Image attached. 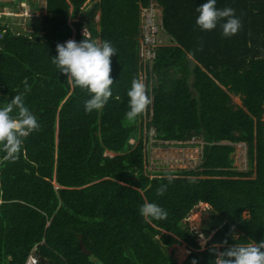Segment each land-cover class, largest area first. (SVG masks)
Masks as SVG:
<instances>
[{"label":"trees","instance_id":"obj_1","mask_svg":"<svg viewBox=\"0 0 264 264\" xmlns=\"http://www.w3.org/2000/svg\"><path fill=\"white\" fill-rule=\"evenodd\" d=\"M154 1L170 43L158 47L156 78L148 77L154 103L145 122L144 113L133 122L126 116L127 92L139 79L140 2L151 0H46L45 33L8 29L0 38V105L23 92L26 80L25 103L41 125L16 162L0 163V264H26L34 248L38 264H177L169 253L175 244L190 249L182 264H212L214 244L264 239V0H217L241 19L230 37L219 25L196 26L195 9L206 0ZM83 29L118 50L113 95L91 113L89 94L51 63L56 45L81 41ZM189 55L197 61L199 97L188 84ZM151 128L157 141L201 138L200 164L150 177ZM238 143L247 147L245 170L234 166ZM161 184L168 188L158 196ZM146 202L162 206L167 218L142 217ZM201 202L209 205L204 248L186 220Z\"/></svg>","mask_w":264,"mask_h":264},{"label":"clouds","instance_id":"obj_2","mask_svg":"<svg viewBox=\"0 0 264 264\" xmlns=\"http://www.w3.org/2000/svg\"><path fill=\"white\" fill-rule=\"evenodd\" d=\"M217 0H206L195 11L198 13L195 23L204 31L214 30L218 25L222 29L224 37H230L239 32L242 22L235 15V9L231 6L217 8ZM243 15V14H241ZM84 39L77 42L69 39L56 45L57 55L53 56L51 63L67 76V80L73 87H79L86 91L90 99L85 101V111L101 110L113 93L111 86L114 80L111 76V57L117 54V48L111 41H98L86 32ZM200 43L197 50H202ZM24 91L14 95L10 102L0 105V163L16 162L22 152L27 137L41 130L36 115L26 105L25 96L31 91V86L25 80ZM148 86L144 81L134 78L127 92L129 110L126 113L132 120L142 115L151 104L148 94ZM172 178H168V183ZM168 185L161 184L156 189L158 196L167 191ZM139 213L145 219L164 220L168 216L167 210L154 202H146L139 208ZM202 235V234H201ZM227 239L214 244L209 251L214 253L212 264H264V239L258 243L252 241L247 244L228 245ZM221 247L224 250L221 251ZM37 258V257H36ZM191 264H197L195 259Z\"/></svg>","mask_w":264,"mask_h":264},{"label":"rangeland","instance_id":"obj_3","mask_svg":"<svg viewBox=\"0 0 264 264\" xmlns=\"http://www.w3.org/2000/svg\"><path fill=\"white\" fill-rule=\"evenodd\" d=\"M19 1L20 0H14V3L19 4ZM11 14L16 15L17 13L13 12ZM160 37L163 45L166 44L167 43L166 39L163 38V36ZM153 78H156V76L154 75ZM140 79L144 81L145 84L148 86V81L146 80V77L144 76L143 72H141ZM234 101L236 103H241L240 99L237 96L234 97ZM133 121L134 119L130 120V122ZM154 136H155L154 130L149 132L148 137H146V133H145V140L148 138V141L145 143V147L146 149L149 150V154L147 157V166L149 171L175 170L178 168H185V167L194 168L198 166V164L200 163V159L202 156L201 146L196 147V149H185V152L189 154L187 159L186 158L187 155L185 153H181L180 150H176L175 146L166 145V147L165 146L162 147V146L154 145L158 143V141L154 138ZM134 141H135L134 139L131 140L132 143ZM235 146H236V150L233 153L234 166H236L239 170H245L246 168H248L247 147L244 143H238ZM107 153H111V152L108 151ZM151 175L152 174H150V176ZM208 208L209 206L206 203L199 204L190 212L188 218L186 219L187 222L190 224L191 229L199 233L197 240L202 248L206 246L207 241L209 240L208 237H206L204 234L201 233L203 218H206L208 216ZM169 253L172 256L173 262H176L177 264H182L183 261L186 259L187 255L190 253V249L187 248L185 244L183 245L175 244L169 249Z\"/></svg>","mask_w":264,"mask_h":264},{"label":"crops","instance_id":"obj_4","mask_svg":"<svg viewBox=\"0 0 264 264\" xmlns=\"http://www.w3.org/2000/svg\"><path fill=\"white\" fill-rule=\"evenodd\" d=\"M95 1L96 0H88L86 5L87 4L91 5ZM143 6L144 5L140 2V18H141V12H142V7ZM159 8L161 10V7H159ZM7 12H10V13H7ZM13 12L17 13V14L16 15L11 14ZM46 14H47L46 0H20L19 4L18 3H14V0H0V15H4L5 16V18L3 20H0V38H2V35L4 34V32L7 31L8 29L12 30V32L16 33V34H19V33H22V32H24V33L25 32H33V34L35 32H38V34L45 33V29H42V28H39V27H42L43 16L46 15ZM70 21H73V20L70 19ZM160 26H161V15H160ZM139 27H140V24H139ZM1 28H3V30ZM85 30H86L87 33H89L87 29H83V33H84ZM161 31H162V29L160 30V36H163V38L166 39V41H167L166 44L170 43L169 37H167L165 34L163 35L161 33ZM140 35H141V29H140ZM139 38H140V36H139ZM139 38H138V41H139ZM160 39H161V37H160ZM166 44H164V45H166ZM162 45H163V43H162V40H161L160 46H162ZM189 56L192 57L191 55H189ZM138 57H139L138 60H139V79H140L141 78V71H142V63H141V59H140V56H139V46H138ZM148 90H149L148 91L149 96L151 95V104L148 106V108L144 112V122L146 120L151 119L152 116H153L154 93H153L152 87H148ZM152 130L155 131L154 128H151V131ZM193 137H196V136H192V137H190L189 139H187L185 141H175L174 144L171 143L170 141L159 140L158 143H156L154 145L162 146V147H164V146L166 147V145H171V146H175L176 150H180L181 151V149H183L184 146L185 147L190 146V141H191V139ZM198 140L202 141L201 138H198ZM146 141H147V139H146ZM198 144H199V142H197L196 145L199 146ZM145 152H146V169L149 172V175L152 174L150 177H154V176L160 175L162 172L163 173H169V172H172V171L180 169V168H178V169H175V170L149 171L148 170V166H147V157H148V154H149V150L146 149V147H145ZM107 154L112 155V156L114 155V153H112V152L111 153H107ZM185 168H189V167H185ZM201 203L204 204V202H201ZM201 203H199V204H201ZM34 251H35V248L31 252V254L29 255V258H28L27 262L29 261L31 255H35L36 256ZM27 262H26V264H27Z\"/></svg>","mask_w":264,"mask_h":264},{"label":"built area","instance_id":"obj_5","mask_svg":"<svg viewBox=\"0 0 264 264\" xmlns=\"http://www.w3.org/2000/svg\"><path fill=\"white\" fill-rule=\"evenodd\" d=\"M160 8L154 0H151L149 6H143L140 18V29L141 35L139 38V56L142 63V71L146 80L148 77L154 76L153 66L157 58L158 47L161 44L160 39ZM151 74V75H149ZM202 143L198 140L197 137H193L190 141V146H187L181 149V153L187 155L185 149H196V143ZM192 158V157H191ZM27 264H38L37 258L35 255H31Z\"/></svg>","mask_w":264,"mask_h":264},{"label":"water","instance_id":"obj_6","mask_svg":"<svg viewBox=\"0 0 264 264\" xmlns=\"http://www.w3.org/2000/svg\"><path fill=\"white\" fill-rule=\"evenodd\" d=\"M188 60H189V69H190V75L188 77L189 88L193 92V95L199 97V92L194 87L195 69L197 67V61L194 58L190 57V56L188 57ZM80 246H81V249L84 252L90 253V251L86 248V246H85L83 241H81Z\"/></svg>","mask_w":264,"mask_h":264},{"label":"bare ground","instance_id":"obj_7","mask_svg":"<svg viewBox=\"0 0 264 264\" xmlns=\"http://www.w3.org/2000/svg\"><path fill=\"white\" fill-rule=\"evenodd\" d=\"M203 161V160H202ZM165 171V170H164ZM201 204H203V203H201Z\"/></svg>","mask_w":264,"mask_h":264}]
</instances>
